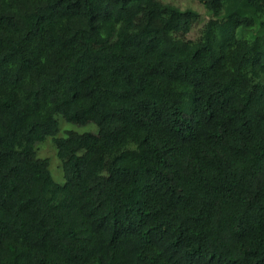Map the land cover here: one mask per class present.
<instances>
[{
	"label": "trees",
	"instance_id": "trees-1",
	"mask_svg": "<svg viewBox=\"0 0 264 264\" xmlns=\"http://www.w3.org/2000/svg\"><path fill=\"white\" fill-rule=\"evenodd\" d=\"M198 1L188 39L160 0H0V264H264V0Z\"/></svg>",
	"mask_w": 264,
	"mask_h": 264
},
{
	"label": "rangeland",
	"instance_id": "rangeland-1",
	"mask_svg": "<svg viewBox=\"0 0 264 264\" xmlns=\"http://www.w3.org/2000/svg\"><path fill=\"white\" fill-rule=\"evenodd\" d=\"M163 3L173 4L182 9L184 8H192L198 12L197 19L191 25L190 30L185 34V37L188 39H197L201 35V29L204 23L207 20V15L205 12V8L198 0H160ZM76 129L80 131L91 130L95 131L96 126L94 124L86 125V126H76L71 123L66 122L62 118H59V135H63L64 132L68 129ZM37 155L39 157H46L49 160V168L53 175V178L57 181H63V173L60 165V160L56 155V151L54 145L52 143L51 138H46L42 142L37 144Z\"/></svg>",
	"mask_w": 264,
	"mask_h": 264
}]
</instances>
